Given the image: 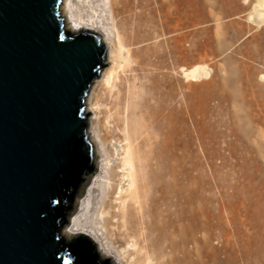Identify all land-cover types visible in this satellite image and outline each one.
Returning <instances> with one entry per match:
<instances>
[{
	"label": "rangeland",
	"instance_id": "rangeland-1",
	"mask_svg": "<svg viewBox=\"0 0 264 264\" xmlns=\"http://www.w3.org/2000/svg\"><path fill=\"white\" fill-rule=\"evenodd\" d=\"M259 1L264 2L74 0L78 16L112 35L136 30L141 42L133 46L134 61L119 67L110 85H99L102 72L96 79L105 141L98 139L96 171L83 182L66 226L92 217L91 181L103 174L105 150L113 151V143L123 138L113 132L112 100L120 91L128 102L133 87L132 117L155 111L165 119L158 135L150 134L159 141L169 186L163 214L169 220L176 212L178 240L192 238L195 263L264 264V15H258L264 9L257 7ZM202 65L205 75L196 80L184 75L185 68ZM184 242L182 249L189 246Z\"/></svg>",
	"mask_w": 264,
	"mask_h": 264
},
{
	"label": "water",
	"instance_id": "water-1",
	"mask_svg": "<svg viewBox=\"0 0 264 264\" xmlns=\"http://www.w3.org/2000/svg\"><path fill=\"white\" fill-rule=\"evenodd\" d=\"M63 1L0 0V264H120L93 233L66 229L96 171L86 99L110 44L69 30Z\"/></svg>",
	"mask_w": 264,
	"mask_h": 264
},
{
	"label": "bare ground",
	"instance_id": "bare-ground-1",
	"mask_svg": "<svg viewBox=\"0 0 264 264\" xmlns=\"http://www.w3.org/2000/svg\"><path fill=\"white\" fill-rule=\"evenodd\" d=\"M74 6V0L63 1V13L69 30L75 33L87 30L98 32L103 41L110 44L107 58L112 65L101 73L103 83H99L105 88V85H110L116 78L119 67L125 68L134 61L137 49L133 46L141 42V37H138L136 30L131 34L126 32L123 36L119 31L112 35L109 29L78 16ZM257 7L264 9V2L259 1ZM258 15L262 16L264 13L258 12ZM113 20L116 27V16ZM138 67L137 63L135 69ZM205 71V66H195L185 68L184 75L196 80ZM97 84L98 80L92 85L86 103L87 110L93 112L88 121L90 138L97 151H100L98 139L105 141V138L101 135L104 125L101 116L103 101L96 95ZM141 85L138 81V87ZM132 89L133 87H129L128 102L124 101L120 91L112 100L117 120L113 124V132H119L123 138L113 143V151L105 150L103 174L91 181L89 203L92 206L89 209L93 212L92 217L90 220L84 218L83 222L80 218L73 219L75 222H72L71 227L66 226V229L69 235H73L92 228L91 233L107 251L119 257L120 264H196L192 258V238L184 236L181 241L178 240V236L182 234L176 229V212L175 217L169 220L163 214L169 186L165 181L159 141H152L150 134L161 131L165 119L161 120L155 111L151 117L146 113L140 115V119L133 118L137 108L131 109V99L135 93ZM140 111L142 108L138 109ZM159 113L165 117L162 111ZM170 193L177 197L176 185H172ZM173 204L177 206L176 200ZM190 231L192 226L189 227L187 236ZM183 241L189 246L182 249Z\"/></svg>",
	"mask_w": 264,
	"mask_h": 264
},
{
	"label": "trees",
	"instance_id": "trees-1",
	"mask_svg": "<svg viewBox=\"0 0 264 264\" xmlns=\"http://www.w3.org/2000/svg\"><path fill=\"white\" fill-rule=\"evenodd\" d=\"M90 166L86 167V168H82V176L83 177L85 174H87L89 171H90ZM73 197H69V199H72ZM69 245H71L72 247L74 248H77V249H81L85 252H91L96 258H99V254L97 252V250L94 249L93 245H91V243L84 239V240H81L79 238H76L75 240L69 242Z\"/></svg>",
	"mask_w": 264,
	"mask_h": 264
}]
</instances>
